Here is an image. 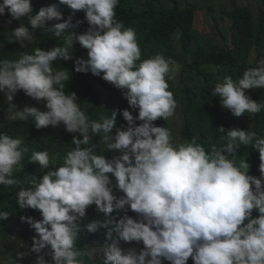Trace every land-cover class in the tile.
I'll list each match as a JSON object with an SVG mask.
<instances>
[{"label": "clouds", "instance_id": "clouds-1", "mask_svg": "<svg viewBox=\"0 0 264 264\" xmlns=\"http://www.w3.org/2000/svg\"><path fill=\"white\" fill-rule=\"evenodd\" d=\"M203 1L0 0V264H264V0Z\"/></svg>", "mask_w": 264, "mask_h": 264}, {"label": "trees", "instance_id": "trees-1", "mask_svg": "<svg viewBox=\"0 0 264 264\" xmlns=\"http://www.w3.org/2000/svg\"><path fill=\"white\" fill-rule=\"evenodd\" d=\"M196 6L197 5L195 3H188L186 7L176 6L173 9V12H177L179 15L183 13L184 15H189L185 17L192 18L194 16V10ZM231 20V31L234 40L248 47L256 45L259 49H262L261 53L264 55V18H259L256 21L250 9L235 6L232 10ZM186 35L189 36L188 33ZM216 63L220 67H225V63L222 61V59ZM100 84L101 82L97 80V87H99ZM111 103L113 105L121 104L115 100H111ZM258 115L261 119V123L256 124L255 127L259 128L261 125V127L264 129V109Z\"/></svg>", "mask_w": 264, "mask_h": 264}, {"label": "rangeland", "instance_id": "rangeland-1", "mask_svg": "<svg viewBox=\"0 0 264 264\" xmlns=\"http://www.w3.org/2000/svg\"><path fill=\"white\" fill-rule=\"evenodd\" d=\"M241 1H243V2H245V3H248L249 5H251L253 8H255V9H257V4H258V0H241ZM198 2L201 4V5H203L204 6V1L203 0H198ZM210 1H208V3H209ZM205 7H207V6H205ZM199 14H200V16H199V18H198V24H200L201 25V23H202V21H204V19H205V17H208L207 15H206V13H204V12H202L201 10L198 12ZM204 16H203V15ZM209 17H211V15H209ZM208 17V18H209ZM209 22L211 23V24H213L214 23V20L211 18H209ZM224 30V29H223ZM252 61H253V58L251 59Z\"/></svg>", "mask_w": 264, "mask_h": 264}]
</instances>
